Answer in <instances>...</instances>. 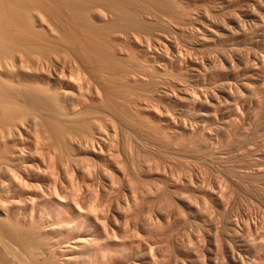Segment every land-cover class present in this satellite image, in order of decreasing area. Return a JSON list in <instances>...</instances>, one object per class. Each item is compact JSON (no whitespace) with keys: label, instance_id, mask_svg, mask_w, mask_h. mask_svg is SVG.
Wrapping results in <instances>:
<instances>
[{"label":"bare ground","instance_id":"bare-ground-1","mask_svg":"<svg viewBox=\"0 0 264 264\" xmlns=\"http://www.w3.org/2000/svg\"><path fill=\"white\" fill-rule=\"evenodd\" d=\"M263 63L264 0H0V264H264Z\"/></svg>","mask_w":264,"mask_h":264},{"label":"rangeland","instance_id":"rangeland-1","mask_svg":"<svg viewBox=\"0 0 264 264\" xmlns=\"http://www.w3.org/2000/svg\"><path fill=\"white\" fill-rule=\"evenodd\" d=\"M262 73L261 76L264 78V66ZM257 91L253 99L258 104L259 111L256 113L254 123L247 126L248 131H246L245 135L247 139L255 141L256 145L253 147L252 153L250 154L240 150L242 145L241 137L235 132L231 133V141L233 142L229 143L226 147L221 144H212L208 140V155L214 161L212 164L214 169L211 168V173L208 174V183L220 182L225 188L226 182L217 172L222 165L216 158L222 157L227 160L228 162L225 166L234 170L233 173L229 174L231 180L240 185L255 199L254 203H249L245 199H242L240 202L241 205L233 209L232 217L234 219L242 218L249 224L262 221V217H264V206L259 201V198L264 199V80ZM224 148L228 151H224ZM255 163L263 167L260 170L262 172H257L259 169L253 167ZM239 171L247 174L241 175ZM230 197L232 201L236 199V195H230Z\"/></svg>","mask_w":264,"mask_h":264}]
</instances>
